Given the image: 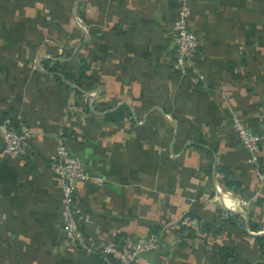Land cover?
<instances>
[{
	"label": "crops",
	"instance_id": "1",
	"mask_svg": "<svg viewBox=\"0 0 264 264\" xmlns=\"http://www.w3.org/2000/svg\"><path fill=\"white\" fill-rule=\"evenodd\" d=\"M190 6L204 76L194 89L173 67L176 0H0V118L32 131L20 158L5 155L0 138V264H101L98 245L153 227L162 240L136 264H264L255 240L264 232V143L250 163L230 118L232 109L252 132L264 130V0ZM68 52L96 86L58 83L40 63ZM63 127L93 177L76 187L93 249L63 232L50 170ZM227 213L239 215L234 225L222 224ZM185 217L194 236L179 229ZM218 246L238 259H220Z\"/></svg>",
	"mask_w": 264,
	"mask_h": 264
},
{
	"label": "built area",
	"instance_id": "2",
	"mask_svg": "<svg viewBox=\"0 0 264 264\" xmlns=\"http://www.w3.org/2000/svg\"><path fill=\"white\" fill-rule=\"evenodd\" d=\"M176 1L178 9L171 24L172 37L175 43L173 67L181 78L188 77L192 83L202 82L204 76L198 72L195 66L201 42L190 27L191 0ZM230 118L231 126L237 138L248 152V161L255 163L261 145L264 143V130L258 133L252 132L237 112L232 109H230ZM31 135V129L22 121L7 116L0 121L2 152L10 158H20L27 154ZM50 170L60 182L64 206L63 232L71 243L80 247L85 239L78 221L80 201L76 187L77 183L93 177L86 170L81 158L70 152L62 130L58 132ZM259 177L264 180L263 174H259ZM96 180L100 184L103 183L102 178ZM189 223L188 217L180 221V224L184 226L189 225ZM161 240L160 233H150L139 237L123 236L116 242L103 243L95 249L102 260V264H134L142 254L155 250Z\"/></svg>",
	"mask_w": 264,
	"mask_h": 264
},
{
	"label": "trees",
	"instance_id": "3",
	"mask_svg": "<svg viewBox=\"0 0 264 264\" xmlns=\"http://www.w3.org/2000/svg\"><path fill=\"white\" fill-rule=\"evenodd\" d=\"M66 54H68V55H66ZM71 55H72L71 52L61 53L60 57H62V59H59L58 58L59 55L57 53H54L53 56H55L56 59L53 60V59L44 58L41 60V65L43 66V68L47 72H49L52 75V77L58 83H63V82L66 83L67 81H69L70 83L75 84L78 88L83 89V90H87V89H90L91 87L96 86V84H97L96 82L98 79L96 78L95 74L94 73H91V74L86 73L87 65L84 63V61H80V59L77 57V55H74L70 59H67ZM184 79H186L189 87L191 86L192 89H194L195 87L200 85V82L192 83L188 77H186ZM122 110H123L122 108L117 109L116 111L109 113L108 116L112 117V118H110L112 120L119 119L123 114ZM6 116L9 117L10 115L4 114L0 118V121L3 117H6ZM63 132L64 133L66 132V127H63ZM225 183L229 187H231L232 185L233 186L236 185V184L228 183L226 181H225ZM227 214L228 215L226 218L221 219L222 224L225 225V223H229L231 225H234L236 223V220L239 217V215L234 214V213H227ZM212 225L207 223V224H204V227L206 230H210L213 234H214V232L216 234V229L217 230L222 229V227L220 226V228H214L212 231L211 230ZM249 228H251V230H254L257 228V225L254 222L249 221ZM158 229H159V227H155V228L153 227L150 233L159 234ZM179 229H182L184 231H188L187 236H194L195 235L194 230L188 226L186 227L184 225H181V227ZM255 237H256L255 240L258 242V244L261 247V252H264V250L262 248V246L264 247V234L258 235ZM215 254L220 259L224 260L225 262L228 259H230L232 261H236L238 259V255L234 252L233 249H230V248L224 247V246H220V247L218 246ZM94 257H95V260H98V262H100L102 264V260L99 258L97 253L94 255Z\"/></svg>",
	"mask_w": 264,
	"mask_h": 264
},
{
	"label": "rangeland",
	"instance_id": "4",
	"mask_svg": "<svg viewBox=\"0 0 264 264\" xmlns=\"http://www.w3.org/2000/svg\"><path fill=\"white\" fill-rule=\"evenodd\" d=\"M43 59H44V58H43ZM41 60H42V59H40V63H41ZM84 239H85V237H84ZM80 248H81V249H84V250L93 249V247L91 246V243H87V240H86V239L84 240L83 245L80 246ZM94 249H95V248H94ZM95 250H96V249H95ZM137 259H138V258H137ZM136 262H137V260L135 261L134 264H136Z\"/></svg>",
	"mask_w": 264,
	"mask_h": 264
},
{
	"label": "bare ground",
	"instance_id": "5",
	"mask_svg": "<svg viewBox=\"0 0 264 264\" xmlns=\"http://www.w3.org/2000/svg\"><path fill=\"white\" fill-rule=\"evenodd\" d=\"M224 199H225V197H224ZM225 202H226L227 204H230V203L227 201V199H225Z\"/></svg>",
	"mask_w": 264,
	"mask_h": 264
},
{
	"label": "water",
	"instance_id": "6",
	"mask_svg": "<svg viewBox=\"0 0 264 264\" xmlns=\"http://www.w3.org/2000/svg\"><path fill=\"white\" fill-rule=\"evenodd\" d=\"M259 235H262V234H264V232H260V233H258Z\"/></svg>",
	"mask_w": 264,
	"mask_h": 264
}]
</instances>
